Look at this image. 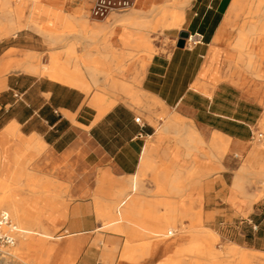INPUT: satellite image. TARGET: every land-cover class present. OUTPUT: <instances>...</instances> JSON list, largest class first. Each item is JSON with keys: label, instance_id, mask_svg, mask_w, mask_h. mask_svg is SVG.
<instances>
[{"label": "crops", "instance_id": "crops-1", "mask_svg": "<svg viewBox=\"0 0 264 264\" xmlns=\"http://www.w3.org/2000/svg\"><path fill=\"white\" fill-rule=\"evenodd\" d=\"M232 2L187 1L183 7L182 28L154 54L150 50L145 54L140 38L151 32L150 27L156 21L150 8L166 7L163 0H137L128 11L110 14L101 20V25L89 28L84 36L89 44L100 37L99 50L91 52L100 53L101 68L107 72L96 81L89 65L95 62L93 58H84L86 64L82 65L69 55L65 63L52 55L50 62L49 53L55 49L36 37L48 36L49 42L56 44L65 35L53 27H42L41 23L39 28L32 25L29 8H33V0H0V133L7 137L13 126H17L21 141L36 148L37 144L44 143L43 164L54 169L60 183L68 184V189H56L54 227L73 234L94 229L100 222L95 217L98 203L99 217L109 221L108 226L120 233H131L133 228L129 225L136 223L155 230L168 220L173 221L166 233L155 230L154 242L137 246L128 239L119 264L127 260L128 256H124L127 245L132 246L133 262L137 261L134 255L144 246H148V251L140 256L156 253L161 246L166 253L172 249L177 255L188 253L197 258L215 254L203 242L182 246V237L169 239L179 230L174 224L178 215L172 217L175 208L172 201L164 200L158 207L150 203L154 193L146 189L144 194L138 191L143 188L142 180L147 172L159 171L154 158L185 164L190 151H194L195 164L234 165L232 157L220 161L219 155L227 145L246 158L253 149L250 143L254 128L258 129L264 120V97L254 94L251 81L238 75L234 66L238 51L230 38L236 28H224ZM35 5L58 12L52 18L55 21L63 19L61 11L68 5L74 11L82 9V16L89 17L88 0H36ZM15 7H20L18 19L14 17L16 13L13 16L10 12ZM36 14L40 20H50L42 11ZM171 17L163 15L157 26L162 30L174 28L163 24ZM136 19H145L151 24L145 29L142 28L145 23ZM80 26L83 30L87 28L84 23ZM182 30L201 34L203 39L194 46L178 47ZM74 52L70 46L69 54ZM69 62L73 68L68 67ZM74 62L80 64L79 69ZM86 72L92 73V80L105 86L106 92L97 91L91 80L89 84ZM206 150L212 152L215 162L206 159ZM178 173L179 170L175 176L156 174L155 179L161 180L159 191L163 193L168 188L180 193ZM242 174L241 170L234 173L231 190L223 187L214 195L226 206L209 211L226 228L231 244L228 253H239L244 264H264V201L259 204L247 186L245 194L233 189L242 187L237 176ZM243 175L245 180H251L247 173ZM50 189L44 187L38 194L49 193ZM200 193L198 190L197 195ZM199 201L198 198L197 206L192 209L197 214L203 210L204 214V206ZM124 220L128 226L123 225ZM171 229L173 234L168 235ZM62 237V234L58 236ZM111 243L104 246L103 264H108L104 258L115 251ZM74 249L75 243L70 242L69 260Z\"/></svg>", "mask_w": 264, "mask_h": 264}, {"label": "rangeland", "instance_id": "rangeland-1", "mask_svg": "<svg viewBox=\"0 0 264 264\" xmlns=\"http://www.w3.org/2000/svg\"><path fill=\"white\" fill-rule=\"evenodd\" d=\"M35 2L36 0H33V8L31 6L29 8V12L31 13L30 18L41 23L43 25L42 27L45 25L53 27L56 29V32L65 35V39L56 44L50 43L48 36H45L44 38L36 37L38 40L44 39L47 47L55 49V51L49 53L50 62L52 55H56V58L60 63H65L69 55L75 62L80 60L82 65L86 64L83 60L84 58H93L95 62H90L89 65L93 68V71H91L93 72L96 81H98L100 75L103 72H107L105 69L101 68L99 59L100 53L91 52V50H99L98 47L101 44L100 37L96 38L93 43L89 44L85 42L84 36L88 33L89 28L97 24L101 25V20H93L88 16L83 17L82 15L84 13L82 9L78 8L74 11L73 8H70L71 6L68 5L65 10L61 11L63 19L55 21L52 18L55 14H58V12H55V10L51 8H44L42 10L39 5H35ZM163 4L166 7L162 6L160 10H152V7L150 8V12L155 13L156 21L155 24H152L150 27V33L141 35L140 45L145 48V54L148 50H150L152 54L161 50L163 44H168L170 42L169 37L172 35L175 36L177 30L182 28L184 23L183 20L178 27L165 30H162L160 26H157V22L159 19H162L161 17L163 15L170 17L174 13H177L181 6H184V4H181V0H163ZM245 5H247V9L260 6L258 12L260 13L259 17L264 18V0H246L244 7ZM38 11H42L48 15L50 20H40L36 14ZM10 12L13 16L14 13H16L17 15L14 17L17 19L21 17L20 7H15ZM70 12H72V14H70ZM246 15H249V13L247 12ZM136 21L144 22L145 26H142V28L145 29L149 28V24H151L145 19H136ZM83 23L87 26L84 30L80 26ZM32 29L37 31L35 28ZM234 30L235 32L230 38L232 46H234L237 38V28ZM70 46H73L75 50L72 54H69ZM86 48H88V52H86ZM237 51L238 53L235 55L236 58L234 59V66L236 67L238 75L251 81L256 96L264 97V58L261 57L264 52V44L253 41V44L250 45L247 50L240 51L237 49ZM247 51H252L253 53V58L251 60L249 59V55H247ZM140 54L143 55L144 52L142 51ZM67 65L69 68H73L72 62L67 63ZM80 71L83 72L82 70ZM108 73L111 77V71H108ZM92 79V73L86 72V80L89 84L90 80L91 82L93 81ZM93 83L97 91L106 92L107 89L105 86H101L94 81ZM259 125L260 127L258 129L254 128V138L250 143V145L253 146V149L250 150L248 158L242 153L231 151L228 145L225 148L224 153L219 155V157H221L220 161H222V158L225 159L227 157H232L235 160L234 165L195 164L194 162L197 161V157L196 154H193L194 151H190V154L186 157L187 163L185 164H171L166 162L165 159L154 158L153 160L158 165L159 171L147 172L142 180L143 188L138 191L144 194L143 189H146L150 190L149 192L152 194L154 193L155 195L153 197L155 198L154 200H151L150 203H155L158 207H161L164 200L172 201V204L175 207L172 217L178 215L179 219H177L174 224L179 230L176 232L177 235L169 237V239L172 240L176 236L182 237V246H188L194 241L203 242L206 247H211L215 254L208 256V258L205 256L197 258L188 253L177 255L172 249L166 253L164 252V247L161 246L156 253H151L146 256H140V251H138L134 255L137 261L133 262L130 256L126 258L127 260L124 264H209L210 262H214V264H244L243 262L241 263L239 253L227 252V248L231 244L228 240L229 238L226 233V228L221 224L222 221L216 220L214 213L209 210H212L214 207L223 208L226 206V203H221V201L219 203V197H215L214 195L223 187L227 191L231 190L234 173L237 174L239 170H241L243 174L247 173V175H250L251 180H245L243 174L237 175L243 185L241 188L233 187V189L245 194L247 186V188L253 192L255 196L254 199L259 200V204L264 201V120L260 121ZM204 145L207 147L208 144L204 143ZM3 147L8 148L12 156L15 153L20 155L19 162L21 166L17 169L15 174H13L15 165L14 163L11 164V175H8V179L4 180L5 183L3 189H0V196H2L6 190L11 191L13 198L16 201V206L19 209V213L20 215H23L25 221L23 225H20L16 219L10 216L22 229V232L18 237L17 244L11 250L15 255L13 262L4 263L3 261H0V264H44L47 260H49L50 264H103L102 252L105 244L109 242H112L111 244L114 245L115 251L111 253L109 257H105L104 262L108 264H119L121 253L128 239L131 240L132 244L137 246L142 245L143 243L154 242L157 239L155 236V230H161L166 233L173 223V221L168 220L162 228L155 230L147 228L144 224L136 223L129 225L133 228L131 233H120L111 229V226H108L109 221L99 217L97 213L98 203H96L95 217L100 222L94 229L79 230L77 234H73L71 231L65 232V229L63 228H56L53 225L56 222V189L62 191L63 189H68L69 186L68 184L60 183L56 179V172L51 166L43 164L44 154L46 153L45 148L38 151L31 143H28L25 140L21 141L18 130L16 132H11L7 137L0 133V149L3 150ZM253 151L257 152L251 156ZM205 157L207 160H212L213 162L217 160L210 150H206ZM6 158L4 152H1L0 178H3V176L7 174L4 173L2 167ZM248 159H250L249 168L242 170L241 167ZM178 170L180 173H178L177 176L181 177L179 184L180 187H182V191L180 193H173L166 188V191L163 193L160 192L159 182L161 180L155 179V177H157L156 174L159 176H175V172ZM197 177L201 178L198 179ZM37 179H40L41 181V188H46L48 186L51 188L49 193L33 195L32 192L29 191L30 183L33 180L37 181ZM198 190L201 191L200 195H197ZM198 198L199 200L201 199L199 204H201L202 207L204 206V214L202 213V207V211L199 214L195 212V209H192V206H197ZM60 199L64 200L63 197ZM145 199L149 200L146 197ZM222 199L225 200L223 197ZM117 207H119V205ZM158 210H160V208ZM38 216L43 224L51 230L53 237L47 238L39 235H34L32 238L29 237V240H27L29 242L32 241V239L34 240V238L38 241L40 240L42 248L27 245V247L23 248L22 253H18L21 234H26V228L32 223V220L30 219ZM122 223L124 226H128L125 220ZM208 233H211L214 236L209 238L207 236ZM61 234L63 237L58 238ZM70 242L75 243L72 260H69L67 257L68 244ZM55 246L56 254H53Z\"/></svg>", "mask_w": 264, "mask_h": 264}, {"label": "bare ground", "instance_id": "bare-ground-1", "mask_svg": "<svg viewBox=\"0 0 264 264\" xmlns=\"http://www.w3.org/2000/svg\"><path fill=\"white\" fill-rule=\"evenodd\" d=\"M187 1L189 0H183L181 4L183 5ZM245 1L246 0H233L225 16V19H224V28H227L228 26L229 27L235 26L237 28V38H236L234 46L240 51L247 50L248 47H250V45L253 44V41L259 42L260 44H264V18L259 17L260 13L258 12H259L260 6L247 9L246 8L247 5H245L244 7ZM183 7L184 6H181L180 10L177 13H174L170 20L165 21L163 23L165 27L167 28L178 27L181 24V22L184 20ZM154 9L158 10L159 7L155 6ZM247 12L249 13V15H246ZM32 25L35 28L40 27V23L33 19H32ZM99 30H100V27L96 29L97 32H99ZM218 39H219V36H218ZM263 54L261 55L262 58H264ZM247 55H249L250 60L253 58L252 51L251 52L247 51ZM75 67L79 69L80 64L75 63ZM34 70H36L35 67H34ZM16 131H17V126H13L12 132H16ZM36 146H37V150L40 151L41 149L45 147V144L41 142L40 144H37ZM1 152H4L5 157H7L5 160V163H3V166H2L4 173L5 174L7 173V174L4 175L3 178L2 177L0 178V189H3L4 183H5L4 180L8 179L7 177L11 175L10 173L12 171L11 164L14 163L15 165L13 174H15L17 169L20 168L21 164L19 162V158H20L19 154L15 153L12 156L8 148H4L3 150L0 149V153ZM256 152L257 151H253V153H251V156L256 154ZM249 163H250V159H248L243 165V170L249 168ZM136 182H137V177H136L135 183ZM41 187H42V184H41L40 179H37V181L33 180L29 185V191L32 192V194H38V192H41V190L44 189ZM46 188L50 189L49 186ZM0 209L1 211L2 210L6 211L12 218L16 219L20 225L24 224L25 219L23 218V215H20L19 209L16 206V201L14 200L11 191L6 190L4 194L0 196ZM30 220H32V223L30 224L29 227L26 228V231H25L26 234L25 233L21 234L18 253H22L23 248L27 247V245L33 246L36 248L38 247L42 248L40 240L38 241L36 238H34V240L32 239V241L29 242L27 241L29 240V237L32 238L34 237V235H39V236L47 237V238L53 237L51 230L43 224L39 216L32 218ZM170 231H172L173 233V230L171 229L168 231V235ZM147 251H148V246H144L140 249V254L143 255ZM49 253H50V250H49ZM132 253H133L132 246L127 245L124 249V256L130 257L132 256ZM14 259H15V255L11 251L10 260L13 262ZM44 264H50L49 260H47Z\"/></svg>", "mask_w": 264, "mask_h": 264}, {"label": "built area", "instance_id": "built-area-1", "mask_svg": "<svg viewBox=\"0 0 264 264\" xmlns=\"http://www.w3.org/2000/svg\"><path fill=\"white\" fill-rule=\"evenodd\" d=\"M89 17L93 20H104L114 12H125L133 8L137 0H88ZM192 37H195L192 40ZM201 34H190L185 46H194L201 42ZM140 121V117L136 118ZM22 229L13 221L6 211H0V261L11 262V249L15 247ZM172 231L169 235H172Z\"/></svg>", "mask_w": 264, "mask_h": 264}, {"label": "water", "instance_id": "water-1", "mask_svg": "<svg viewBox=\"0 0 264 264\" xmlns=\"http://www.w3.org/2000/svg\"><path fill=\"white\" fill-rule=\"evenodd\" d=\"M190 33L188 31L182 30L179 33L177 46L178 47H185L186 39L189 37Z\"/></svg>", "mask_w": 264, "mask_h": 264}]
</instances>
